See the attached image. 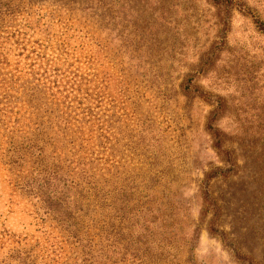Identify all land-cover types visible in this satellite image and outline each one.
Listing matches in <instances>:
<instances>
[{"label":"rangeland","instance_id":"rangeland-1","mask_svg":"<svg viewBox=\"0 0 264 264\" xmlns=\"http://www.w3.org/2000/svg\"><path fill=\"white\" fill-rule=\"evenodd\" d=\"M105 1L104 18L67 0L25 2L7 31L90 81L105 139L86 146L107 159L117 196L139 200L133 237L168 264H264V0ZM2 42L1 66L22 76ZM3 162L0 264H110L98 242L85 247L90 212L74 221L83 247L63 240Z\"/></svg>","mask_w":264,"mask_h":264},{"label":"trees","instance_id":"trees-1","mask_svg":"<svg viewBox=\"0 0 264 264\" xmlns=\"http://www.w3.org/2000/svg\"><path fill=\"white\" fill-rule=\"evenodd\" d=\"M31 1L0 0V40L13 46L16 58L24 61L22 76L14 77L1 66L7 58L0 53V158L14 187L33 200L38 220L56 222L61 238L78 242L79 248L81 229L74 221L90 212L85 247L89 250L98 242L110 264H168L153 237L149 241L155 252L140 234L133 237L128 231L135 213H140L139 200H128L123 191L117 196L107 159L91 158L86 146L90 138L84 136L95 134L102 149L105 137L104 126L92 111L97 93L89 89L90 81H80L73 72L59 73L57 55L49 57L46 46L32 41L27 50L29 41L23 34L8 33L6 18L19 15L24 3ZM67 1L88 5L91 15L98 11L103 17L108 10L105 0ZM257 26L264 31L263 24ZM67 145L75 150L62 155Z\"/></svg>","mask_w":264,"mask_h":264}]
</instances>
